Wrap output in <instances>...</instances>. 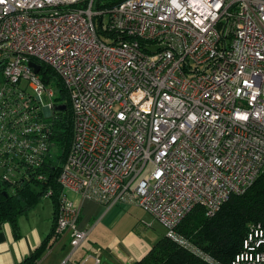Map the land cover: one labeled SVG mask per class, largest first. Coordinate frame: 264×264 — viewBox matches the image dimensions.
I'll return each mask as SVG.
<instances>
[{"label": "built area", "instance_id": "1", "mask_svg": "<svg viewBox=\"0 0 264 264\" xmlns=\"http://www.w3.org/2000/svg\"><path fill=\"white\" fill-rule=\"evenodd\" d=\"M95 1L0 0V178H31L47 160L58 90L45 67L73 112L54 236L69 232L73 250L88 234L71 191L136 205L217 264L177 227L196 206L213 215L264 171V0ZM229 264H264V216Z\"/></svg>", "mask_w": 264, "mask_h": 264}, {"label": "trees", "instance_id": "2", "mask_svg": "<svg viewBox=\"0 0 264 264\" xmlns=\"http://www.w3.org/2000/svg\"><path fill=\"white\" fill-rule=\"evenodd\" d=\"M122 0H96V8L111 6ZM98 18L96 24L98 28ZM42 79L54 84L58 90L55 106L66 105L65 109L54 107L49 132V153L44 165L31 173V178H20L16 182L0 178V225L11 224L16 231L17 219L27 213L43 198H50L54 207V224L50 237L55 234V219L61 203V186L57 181L61 164L64 162L73 138V112L66 90L52 71L42 67ZM46 79V80H45ZM57 150L58 154L54 155ZM43 174L38 180L34 175ZM51 190L49 197L44 194ZM264 215V171L255 182L240 195H231L213 215L207 216L200 206H196L179 223L177 230L199 247L217 264H229L239 250L241 240L249 224ZM46 249L39 245L20 264H31ZM132 264H212L195 255L166 236L159 240L143 258Z\"/></svg>", "mask_w": 264, "mask_h": 264}, {"label": "crops", "instance_id": "3", "mask_svg": "<svg viewBox=\"0 0 264 264\" xmlns=\"http://www.w3.org/2000/svg\"><path fill=\"white\" fill-rule=\"evenodd\" d=\"M67 196L80 204L77 227L88 230L82 243L72 250L69 232L50 237L53 202L41 199L17 219L16 231L8 222L0 225V264H20L43 243L45 251L31 264H61L65 260L67 264H81L92 252L98 255L99 264H132L166 236L162 224L136 205L116 203L106 207L75 192L68 191ZM62 250L68 251L63 254ZM83 264H93V260Z\"/></svg>", "mask_w": 264, "mask_h": 264}, {"label": "water", "instance_id": "4", "mask_svg": "<svg viewBox=\"0 0 264 264\" xmlns=\"http://www.w3.org/2000/svg\"><path fill=\"white\" fill-rule=\"evenodd\" d=\"M29 65H30L31 67H33L34 72H38L39 69H40V65L34 63L33 61H30ZM55 108L58 109V110H62V109H65V108H66V105L63 104V103H59V104H57V105L55 106Z\"/></svg>", "mask_w": 264, "mask_h": 264}, {"label": "rangeland", "instance_id": "5", "mask_svg": "<svg viewBox=\"0 0 264 264\" xmlns=\"http://www.w3.org/2000/svg\"><path fill=\"white\" fill-rule=\"evenodd\" d=\"M41 101L43 103V105H47L49 102H50V99L48 97V95L46 93H42V96H41ZM62 103V102H61ZM54 151V155L56 157V155L58 154L57 150H53ZM1 172V171H0ZM45 199V198H43ZM64 251V252H63ZM68 251V250H67ZM67 251L65 250H62V253H66Z\"/></svg>", "mask_w": 264, "mask_h": 264}]
</instances>
